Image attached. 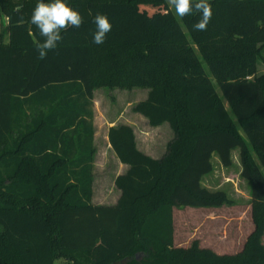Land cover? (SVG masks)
<instances>
[{"label": "trees", "instance_id": "obj_1", "mask_svg": "<svg viewBox=\"0 0 264 264\" xmlns=\"http://www.w3.org/2000/svg\"><path fill=\"white\" fill-rule=\"evenodd\" d=\"M209 2L207 31H194L199 13L176 18L166 0H66L84 24L39 60L36 0H0V264H264V0ZM97 13L112 24L102 45ZM97 88L148 89L133 111L174 133L153 158L132 126L109 128L129 166L112 205L92 203ZM235 151L255 227L242 250L175 246V207L232 203L203 181L215 156L229 168Z\"/></svg>", "mask_w": 264, "mask_h": 264}, {"label": "rangeland", "instance_id": "obj_2", "mask_svg": "<svg viewBox=\"0 0 264 264\" xmlns=\"http://www.w3.org/2000/svg\"><path fill=\"white\" fill-rule=\"evenodd\" d=\"M171 11L176 18H179L174 8H171ZM6 26L7 17L0 12V32L5 33L4 39L8 42ZM257 68V74H264V45L260 48ZM146 96L147 89L143 88L95 89L93 204L104 200L112 202L115 199L114 180L117 175V158L108 140L109 127L126 123L133 125L138 135L139 149L156 158L165 154L169 141L174 137L169 123L165 122L159 127H152L144 116L133 111V107ZM233 157V166L225 168L215 156L213 158L215 169L203 181V184L211 190L226 191L232 203L217 208L175 207L173 210L175 246L188 247L197 240L200 246L210 248L218 254H235L242 250L255 227L251 208V186L240 176L238 151L233 153ZM54 264L72 263L58 258Z\"/></svg>", "mask_w": 264, "mask_h": 264}, {"label": "clouds", "instance_id": "obj_3", "mask_svg": "<svg viewBox=\"0 0 264 264\" xmlns=\"http://www.w3.org/2000/svg\"><path fill=\"white\" fill-rule=\"evenodd\" d=\"M169 8H174L175 14L181 18L192 15L195 10L199 20L192 25L194 31H207L213 16L209 0H166ZM19 11V9H18ZM39 31L42 42L36 44L37 58L44 60L48 53L58 49V44L64 39L62 33L69 28L79 29L84 24V17L66 3V0H36L30 21ZM92 23L95 30L92 42L96 45L105 43L107 34L112 30V24L106 14L97 13Z\"/></svg>", "mask_w": 264, "mask_h": 264}, {"label": "crops", "instance_id": "obj_4", "mask_svg": "<svg viewBox=\"0 0 264 264\" xmlns=\"http://www.w3.org/2000/svg\"><path fill=\"white\" fill-rule=\"evenodd\" d=\"M259 75V74H258ZM137 89V88H136ZM148 89H147V95H148ZM147 97V96H146ZM227 105V104H226ZM127 125H130V126H132L133 127V125H131V124H129V123H126ZM159 127V126H158ZM110 128V127H109ZM134 132H135V135H136V142H137V146H138V135H137V132H136V130L134 129ZM139 148V147H138ZM142 151V150H141ZM144 152V151H143ZM144 153H146V154H148L149 156H151V157H153V158H156V157H154V156H152V155H150L149 153H147V152H144ZM116 155V154H115ZM116 158H117V164H116V171H117V175H116V177H118L119 175H122V174H124V173H126L127 172V170H128V168H129V166L128 165H126V164H123L119 159H118V157L116 156ZM116 177H115V179H116ZM114 186H115V180H114ZM114 195H115V199H114V201H112V202H108V201H101V202H98V203H95L96 205H112V204H115L117 201H118V199H119V197H120V195H121V191L115 186V191H114ZM106 196V195H105Z\"/></svg>", "mask_w": 264, "mask_h": 264}]
</instances>
